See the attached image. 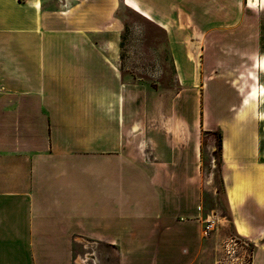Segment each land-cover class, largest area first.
Returning <instances> with one entry per match:
<instances>
[{
    "label": "crops",
    "instance_id": "obj_1",
    "mask_svg": "<svg viewBox=\"0 0 264 264\" xmlns=\"http://www.w3.org/2000/svg\"><path fill=\"white\" fill-rule=\"evenodd\" d=\"M120 1L0 0V264L194 263L201 130L221 132L229 222L264 264V135L237 84L261 4L122 0L165 32L163 91L122 75Z\"/></svg>",
    "mask_w": 264,
    "mask_h": 264
},
{
    "label": "rangeland",
    "instance_id": "obj_2",
    "mask_svg": "<svg viewBox=\"0 0 264 264\" xmlns=\"http://www.w3.org/2000/svg\"><path fill=\"white\" fill-rule=\"evenodd\" d=\"M56 1L48 0V5L52 7ZM254 2L255 6L261 4L259 10L253 11L254 16L259 18L260 24L253 28L254 36L259 38V50L246 74L239 76L241 81L237 84L243 90L245 97L255 89L257 96L253 107L248 111L244 108V112H257L262 127L261 132L264 135V68L257 67V64L264 59V0H254ZM117 17L124 25L119 55L123 77L129 81L145 83L155 89L161 88L163 91L173 87L175 78L165 32L125 6L122 0L119 2ZM200 116H203L202 98ZM217 142L216 131L201 130L202 210L205 219H209L211 223L209 229L205 226L202 229L203 245L199 256L192 264H250L253 248L249 242L234 234L229 222L225 195L219 183ZM98 264H103V261Z\"/></svg>",
    "mask_w": 264,
    "mask_h": 264
},
{
    "label": "bare ground",
    "instance_id": "obj_3",
    "mask_svg": "<svg viewBox=\"0 0 264 264\" xmlns=\"http://www.w3.org/2000/svg\"><path fill=\"white\" fill-rule=\"evenodd\" d=\"M251 3L253 0H249ZM257 67L260 68H264V59H262V61H260V63L257 64ZM254 76V75H253ZM251 78V77H250ZM254 88V87H253ZM252 89V88H251ZM263 88L261 87V90ZM259 91V89H258ZM264 92V91H263ZM264 94V93H263ZM259 95V94H258ZM257 94L255 92V89H253L250 93H248V95L245 97L244 99V108L248 111L250 109H252L253 107V102L256 98ZM263 99V98H262ZM257 100V99H256ZM259 101V100H258ZM257 102V101H256ZM257 107V106H256ZM246 112V111H245ZM244 113V112H243ZM261 116V115H260ZM221 224V223H220ZM239 229V228H238ZM240 230V229H239ZM80 264V263H79Z\"/></svg>",
    "mask_w": 264,
    "mask_h": 264
},
{
    "label": "trees",
    "instance_id": "obj_4",
    "mask_svg": "<svg viewBox=\"0 0 264 264\" xmlns=\"http://www.w3.org/2000/svg\"><path fill=\"white\" fill-rule=\"evenodd\" d=\"M216 135L218 136V142H217V153L219 155V183H220V187L222 188V181H221V147H222V135L221 132L217 131Z\"/></svg>",
    "mask_w": 264,
    "mask_h": 264
},
{
    "label": "built area",
    "instance_id": "obj_5",
    "mask_svg": "<svg viewBox=\"0 0 264 264\" xmlns=\"http://www.w3.org/2000/svg\"><path fill=\"white\" fill-rule=\"evenodd\" d=\"M209 223H211L210 220L209 219H206V224H205V228L206 229H209Z\"/></svg>",
    "mask_w": 264,
    "mask_h": 264
}]
</instances>
